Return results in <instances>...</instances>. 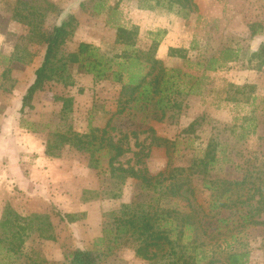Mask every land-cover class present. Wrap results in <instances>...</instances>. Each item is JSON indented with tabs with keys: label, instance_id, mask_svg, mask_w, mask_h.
I'll return each mask as SVG.
<instances>
[{
	"label": "rangeland",
	"instance_id": "1",
	"mask_svg": "<svg viewBox=\"0 0 264 264\" xmlns=\"http://www.w3.org/2000/svg\"><path fill=\"white\" fill-rule=\"evenodd\" d=\"M195 3L198 11L184 20L169 10V0L161 6L157 0H0V264H71L77 249L94 250L100 264H227L225 238L208 230L204 213L219 195L209 187L240 182L248 172V181L258 184L264 173V65L253 58L264 42V0ZM70 15L76 23L59 52L56 77L36 93L33 108L21 112L45 55L43 35ZM116 25L138 28L140 50L159 43L156 57L164 67L179 70L183 88L195 86L191 95L176 98L180 107L163 121L133 111L124 85L111 76L96 82L76 66H63L82 42L121 55ZM252 25L263 28L253 35ZM226 50L238 59L215 72L204 69ZM151 128L168 147L153 144ZM90 133L99 139L88 151L60 140ZM111 140L126 151L113 161L115 167L146 170L152 177L162 173L156 187L111 173ZM209 145L221 162L204 175L198 163ZM171 172L176 179L168 180ZM177 181L188 183L182 197L166 192ZM248 189L236 185L222 201L246 200ZM151 212L162 217L167 239L150 248L158 253L149 261L136 254L142 241L129 239L132 232L118 237L117 227L121 219ZM8 214L22 218L11 233H21L23 244L10 230V237L5 234L2 220ZM65 215L74 221L63 220ZM234 233L233 250L248 252L249 264H264V227ZM49 235L54 240L44 238ZM13 247L20 251L8 252Z\"/></svg>",
	"mask_w": 264,
	"mask_h": 264
},
{
	"label": "trees",
	"instance_id": "2",
	"mask_svg": "<svg viewBox=\"0 0 264 264\" xmlns=\"http://www.w3.org/2000/svg\"><path fill=\"white\" fill-rule=\"evenodd\" d=\"M169 10L176 13L179 17L187 20L192 13L198 11V6L195 0H169ZM161 6V0H157V6ZM148 10H153L155 6L146 5ZM102 12V11H98ZM76 23V18L73 15L68 16L60 24L56 25L50 32L43 35L42 40L46 43V51L43 58V62L38 70L35 72V80L28 88L26 94L22 99V110L25 108H33V100L38 91H41L44 85L52 81L59 70L56 66L59 52L61 47L65 44L67 38L72 34L73 28ZM256 27L263 28L262 25H252L253 35L256 34ZM117 40L116 43L123 46V53L121 55L110 56L107 53L101 51L99 47L92 44L82 42L79 44L78 49L67 56V63L65 66H76L78 69L86 74L93 76L96 82L107 80L110 76L117 83L123 84V95L127 97V104H133V111L136 113L145 114L146 118H152L155 120L163 121L168 111L173 110L180 105L176 102L177 97L188 96L193 93L195 86H192L190 91L185 87H182L177 81L179 70H168L164 67L161 60L156 57V48L159 43H154L148 51H143L137 48V39L139 37V30L137 27L127 28L121 25H116ZM173 52L174 49H173ZM172 56V54H171ZM238 54L234 50L224 51L219 58H212L206 68V71L215 72L224 68L228 63L236 61ZM253 58L257 59L258 64L264 65V42H262L257 51L253 53ZM63 68V69H64ZM149 70V71H148ZM187 75L185 74L184 77ZM61 78V77H60ZM182 87V88H181ZM174 98V99H173ZM71 100V99H70ZM194 126H191L193 128ZM152 133L153 144L158 143L159 146H169L168 140H163L156 137L154 129H149ZM99 138L95 133L86 135H74L65 136L62 135L61 142L69 144L79 151H88L95 144ZM103 140V139H102ZM110 150L115 152L112 157L111 173L112 174H124L139 180L142 185L147 187H156L154 181L163 176L159 174L156 177L148 175V172H142L132 167H115L113 161L123 156L126 151L119 145L114 143L113 140L109 143ZM208 151L204 158H202L198 165L201 172L204 175H209V172L214 171V168L221 162L217 159V149L215 146L209 145ZM47 154L51 155L50 148ZM232 167V166H231ZM183 171V170H181ZM174 174V173H173ZM171 172L168 180H174L176 177ZM252 173L248 172L247 175L239 181L223 180L222 184L218 187H209L212 190L215 189L219 192L217 199L210 203L208 206V213H204V220L209 231H218V236L225 238L226 244V262L227 264H249V253L239 252L233 250L238 238L235 230L248 229L250 227H264V173L258 174V184L255 182L250 183L249 177H252ZM219 183L220 179H215L212 183ZM188 185L187 182H175L166 187L167 194L170 193L175 197H182L183 188ZM248 186L250 197L246 200L230 199L226 197L227 201H222L228 193H232L235 186ZM224 187L222 190L221 188ZM249 208V209H247ZM13 218L10 214L5 215L2 220V227L6 235H9L13 231L15 226L14 222H19L18 215ZM63 220L70 219L74 221V217L71 215H65ZM160 214L141 213L135 214V216L128 219H121L119 221L118 237L127 236L130 234L129 239L133 236L136 237L135 241H142V245H136V254L145 260H153L157 257V251H151L150 248H157L160 246V241L164 238L165 231L161 228ZM167 226V225H165ZM214 226V228H213ZM16 227V226H15ZM194 229V225H191ZM233 228V229H231ZM109 233V231H107ZM204 234L206 232L204 231ZM10 237V235L8 236ZM12 238H17L20 243H24V237L21 233H11ZM4 237H0V251L3 249ZM46 239L54 240L52 235L44 237ZM212 238H217L212 237ZM100 243L105 242V239H99ZM169 240V239H168ZM230 240V241H229ZM13 244V241H10ZM138 246V247H137ZM232 249V250H231ZM230 250V251H229ZM18 253V248L8 249V252ZM196 263V258H192ZM217 262V260L210 261V264ZM32 264H47L43 260H35ZM71 264H100L99 256L94 250L90 249H77L71 254Z\"/></svg>",
	"mask_w": 264,
	"mask_h": 264
}]
</instances>
